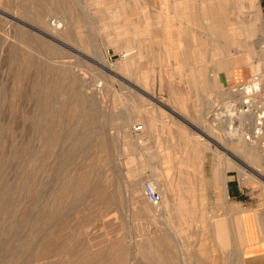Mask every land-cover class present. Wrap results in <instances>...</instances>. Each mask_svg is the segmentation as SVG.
<instances>
[{
	"label": "rangeland",
	"instance_id": "obj_1",
	"mask_svg": "<svg viewBox=\"0 0 264 264\" xmlns=\"http://www.w3.org/2000/svg\"><path fill=\"white\" fill-rule=\"evenodd\" d=\"M232 2L0 0V264H239L246 213L264 241V182L250 172L264 180V166L253 164L264 161V125L247 143L210 119L227 87L264 76V0ZM54 20H65L61 33H52ZM35 77L51 117H35ZM133 123L143 126L140 144ZM185 143L202 151L189 167ZM245 143L247 161L238 152ZM213 166H221L216 187L207 178ZM144 180L157 185L158 207L142 195ZM72 181L85 189L44 225L58 188ZM228 182L241 195L228 193ZM179 207L187 216L166 215ZM218 221L234 243L218 245ZM48 232L52 244L40 246Z\"/></svg>",
	"mask_w": 264,
	"mask_h": 264
},
{
	"label": "built area",
	"instance_id": "obj_2",
	"mask_svg": "<svg viewBox=\"0 0 264 264\" xmlns=\"http://www.w3.org/2000/svg\"><path fill=\"white\" fill-rule=\"evenodd\" d=\"M225 91L227 95L210 110L213 126L232 138L242 134L249 141L259 136L264 121V76L255 73ZM129 130L137 144L145 140L141 123L131 124ZM141 192L152 205L159 204L160 195L151 181L142 182Z\"/></svg>",
	"mask_w": 264,
	"mask_h": 264
},
{
	"label": "crops",
	"instance_id": "obj_3",
	"mask_svg": "<svg viewBox=\"0 0 264 264\" xmlns=\"http://www.w3.org/2000/svg\"><path fill=\"white\" fill-rule=\"evenodd\" d=\"M198 83L199 84H202V85H207L210 82L209 83H205L203 81H198ZM185 136L187 138L190 137V135H188V134H186ZM211 141H212V145L215 148H217V147L222 148L223 149L222 153H224L225 155H230L232 158H234V155L232 156V154H230L225 148L219 146L218 143H215V141H213L212 139H211ZM126 146H127V144L123 145L124 148H127ZM187 146H190V145L187 144V143H185V147H187ZM190 149L193 152V154L191 156H187L186 157L187 167H189L190 164L191 165L195 164L194 161L196 159L199 160V157H198L197 154H199V153L202 152L201 150L195 149L193 146H190ZM247 150H248V147H247L246 143L245 144H242V146L238 150L239 155L245 161L249 160V155H248V151ZM153 151L155 152V149H153ZM190 157H194V160H193V158H191L192 163L189 162L190 161ZM231 157H229V158H231ZM163 159L169 160L168 159L167 152H166V156H164ZM203 159H204V161H203V167H206L207 165L209 167L210 166V162H211V158L205 156ZM175 160H176V156H175ZM197 160H196V162H198ZM234 160H236L235 164L236 165L238 164L237 166L238 167H241L243 169V166L241 165L243 161L240 162L236 158H234ZM179 161L180 160H177L175 162L179 164L180 163ZM239 163H241V164H239ZM253 164L256 165V166H258V167H263L264 166V161L259 162V163H256L255 162ZM226 167L227 166H225V165H223V168H221V166L220 167H217V166H213L212 167L211 173L207 177L209 179V181L211 180L212 186L216 187V186L219 185V182L217 184L215 182L214 170H216V168L217 169H220L221 168L222 173L224 174V171H225ZM167 169H168V167H167ZM138 170H139V168H138ZM138 170L133 171V172L131 171V172L128 173V175H132V176L135 177L139 173ZM153 176H155L157 178L158 177H163V176L164 177H170V179L172 177V175L167 176V175H164L163 173H154ZM228 181H230V180H228ZM228 183H230V186L228 187V190H227L228 193L232 194V196H234V195H237V196L241 195L242 190L240 188H238L234 184H231V182H228ZM170 185H171V183H170ZM223 192H224V195H225L224 197H226L225 184H223ZM179 200H182V198L179 199ZM156 211L157 210L154 209V210H150L149 212H151L152 214H154ZM187 213H188L187 210L185 208H182V207H179V211H177V209H169V210L166 211V215H168V216H187ZM244 215L245 216H243V217L241 215L242 218H241V222H240L241 229H243V243H242V247H241V254H240L239 264H264V241L261 239V237H260V235L258 233L257 224H256V221H255V218L252 216L251 213H246ZM261 224H262V222H261ZM260 229L262 231L264 230L263 224L260 226ZM213 230H214L215 237L217 239L218 245H221L222 243H225V242H229V240H230V242H233L234 243V238H233V240H231V236L229 237L230 234L227 235L226 229H225V227H224V225H223L222 222H220V221L216 222L215 227H214ZM166 232H168V231H166ZM168 264H182V262H180V263H177V262H168Z\"/></svg>",
	"mask_w": 264,
	"mask_h": 264
},
{
	"label": "bare ground",
	"instance_id": "obj_4",
	"mask_svg": "<svg viewBox=\"0 0 264 264\" xmlns=\"http://www.w3.org/2000/svg\"><path fill=\"white\" fill-rule=\"evenodd\" d=\"M233 2H234V0H233ZM232 2V3H233ZM237 2V1H236ZM226 3V2H225ZM236 4V3H235ZM227 5V4H226ZM11 19V18H10ZM65 21V20H64ZM64 21H58V20H54V21H51V22H49V27H50V29H51V31H52V33H55V34H58V33H61L63 30H64V27L63 26H66L63 22ZM48 24V23H47ZM14 57V56H13ZM16 63V62H15ZM32 65H33V63H31ZM44 64V63H43ZM51 67V66H50ZM48 68V69H50V72H51V68ZM57 67V66H56ZM36 68V67H35ZM39 68V67H38ZM37 69V68H36ZM40 69V68H39ZM59 69V68H58ZM60 71V69L58 70V71H56V72H59ZM21 73V72H20ZM38 73V72H37ZM46 73V72H45ZM24 74H26V72L24 71ZM40 74V73H39ZM49 74V73H48ZM48 77V76H47ZM60 78L58 77V76H56V78L54 79V82H52V83H50L49 85H50V87L52 86V87H54V85H55V80L56 81H58ZM33 81H34V83H35V85H34V92H35V94H34V98H35V104H36V107H35V117H39V116H41V115H43V116H53L54 114H53V109H52V106L50 105V103L47 101V103L45 104V107L43 106L44 104H43V102H42V97H41V88H40V86H41V78H39V77H35L34 79H33ZM47 84V83H46ZM44 90V89H43ZM49 92V91H48ZM52 92V91H51ZM46 93V92H45ZM54 93H55V91H54ZM52 94V93H51ZM51 94H49L48 93V95L50 96ZM53 95V94H52ZM42 96H44V95H42ZM46 98V97H45ZM52 98H54V97H52ZM52 100V99H51ZM55 100V99H54ZM53 100V101H54ZM55 103V102H54ZM56 115H58V114H56ZM60 116V115H59ZM55 118V117H54ZM37 120V119H36ZM35 122V121H34ZM38 122V121H37ZM37 125H38V123L36 124L35 123V130H38V128L40 129V127H38L37 128ZM263 125H264V121H263V123H262V127H261V133H260V135L259 136H257L256 138H254V139H252V140H249V141H247V140H245L244 139V136L242 135V134H240V135H242V137H243V139L247 142V143H253V142H255L256 140H259L260 138H261V136H262V130H263ZM39 126V125H38ZM86 130V129H85ZM64 131H66V130H64ZM36 132H38V131H36ZM69 132V131H68ZM39 133V132H38ZM54 133V132H53ZM76 134H77V132H76ZM75 134V135H76ZM78 134H80V133H78ZM77 134V135H78ZM66 135H68V134H66ZM83 135V134H82ZM227 135V134H226ZM237 135H239V134H237ZM86 138V137H85ZM228 138H230L229 136H228ZM235 138V137H234ZM71 139V138H70ZM78 139V138H77ZM262 142H263V139L262 140H260V142H259V149L261 150V152H262V150L264 149V147H263V145L264 144H262ZM246 143V144H247ZM248 145V147H252V144H247ZM28 151V150H27ZM72 151V150H71ZM264 151V150H263ZM29 152V151H28ZM67 153V152H66ZM72 153V152H71ZM250 155H253V152H251L250 151ZM264 153V152H263ZM70 154V153H69ZM67 155V154H66ZM263 156H264V154H262ZM63 156V155H62ZM255 156V155H254ZM64 158V157H63ZM63 158H60V165H64V160H63ZM257 159V158H256ZM239 164H241V163H239ZM244 164H246V163H242L241 165L243 166V169L244 170H248L249 168L248 167H246V166H248L247 164L246 165H244ZM250 172L252 173V174H254V176L255 177H257V179L258 180H260V181H262V182H264V180H263V178H262V175H260L261 173L259 172V174L257 175V173L255 174L254 172L255 171H251L250 170ZM89 174V173H88ZM84 175V174H83ZM88 176V175H87ZM81 178V177H80ZM87 178V177H86ZM75 181L77 180V179H74ZM81 180H82V178H81ZM84 180H86V179H84ZM74 181V182H75ZM78 181V180H77ZM80 181V180H79ZM152 182V181H151ZM71 183H73V181L72 182H70V184ZM81 183V182H80ZM79 183V184H80ZM153 183V182H152ZM67 184V183H66ZM74 184L73 183V185L71 184L70 186V188L71 189H68L67 190V187L65 188V186L64 187H62L61 186V188H58L59 190H58V192H56L57 193V195H56V201L54 200V205H52V209H51V211H52V214L49 216L50 217V219L47 221L46 220V222L44 223V225H53V223H54V218H56V216L57 215H59L60 214V211H61V206H60V203L63 201V199L64 198H66L67 200L68 199H70V198H72V196H74L78 191H80V190H83V189H85V187L83 188V189H81L82 187V184ZM84 184L86 185L87 183H85V181H84ZM154 184V183H153ZM155 185V187H156V189H157V185L156 184H154ZM88 186L86 185V188H87ZM69 188V187H68ZM70 196H69V195ZM79 195V194H78ZM75 197V196H74ZM73 197V198H74ZM162 200V199H161ZM73 204V203H72ZM68 205V204H67ZM65 206V205H64ZM154 206H158V205H154ZM49 213V212H48ZM43 214H44V212H43ZM45 215V214H44ZM41 217H42V215H40ZM60 216H61V214H60ZM59 216V217H60ZM28 217V216H27ZM47 217V216H46ZM49 217H47V218H49ZM58 219V218H57ZM21 221H24V222H29V218H23ZM39 221H41V219L39 218ZM42 223H43V221H42ZM38 226V225H37ZM40 226V225H39ZM43 228V227H42ZM36 229V232H37V234H43V232L44 231H42V230H39V229H37V227L35 228ZM48 229V228H47ZM53 232H48V233H45V235L41 238V240H40V243H39V245L40 246H42L43 245V243H46V244H48V245H51L52 244V240H53ZM70 239V238H69ZM67 242V241H66ZM70 242V241H69ZM68 244V243H67ZM47 245V246H48ZM153 245H154V243H153ZM39 246V247H40ZM65 246H67L66 244H65ZM68 247V246H67ZM71 246L69 245V247L68 248H70ZM42 248V247H41ZM41 248H39V251H40V249ZM144 249V248H143ZM159 249V248H158ZM21 250H22V248H21ZM70 250V249H69ZM68 250V251H69ZM72 250V249H71ZM67 251V252H68ZM43 251H41V253H42ZM73 252V251H72ZM45 253H46V251H45ZM69 253V252H68ZM14 254V253H13ZM35 254H37V252L35 253ZM47 254V253H46ZM51 254V253H50ZM70 254H72V253H70ZM73 254H75V253H73ZM72 254V255H73ZM76 254L78 255V256H80V254H78L77 252H76ZM43 255V254H42ZM120 255V254H119ZM48 256V255H47ZM50 256V255H49ZM73 256H75V255H73ZM82 256V255H81ZM39 257H42L43 258V256H41L40 255V253H39V255L37 254V255H33L32 256V260H37V261H41V260H38V258ZM45 257H46V255H45ZM44 257V258H45ZM77 257V256H76ZM41 258V259H42ZM78 258V257H77ZM80 258V257H79ZM78 258V259H79ZM81 259H82V257H81ZM76 260V259H75ZM24 261V260H23ZM26 262V261H25ZM162 262V261H161ZM29 263V262H28ZM24 264V263H23ZM30 264V263H29Z\"/></svg>",
	"mask_w": 264,
	"mask_h": 264
}]
</instances>
